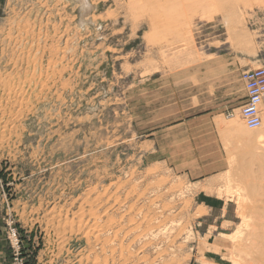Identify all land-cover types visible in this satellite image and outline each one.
<instances>
[{
    "label": "rangeland",
    "instance_id": "rangeland-1",
    "mask_svg": "<svg viewBox=\"0 0 264 264\" xmlns=\"http://www.w3.org/2000/svg\"><path fill=\"white\" fill-rule=\"evenodd\" d=\"M261 67L264 0H6L4 264H264Z\"/></svg>",
    "mask_w": 264,
    "mask_h": 264
},
{
    "label": "built area",
    "instance_id": "built-area-1",
    "mask_svg": "<svg viewBox=\"0 0 264 264\" xmlns=\"http://www.w3.org/2000/svg\"><path fill=\"white\" fill-rule=\"evenodd\" d=\"M242 81L245 86L246 98L245 103L241 106V112L248 127L258 129L262 125L261 104L264 99V67L246 70L242 74Z\"/></svg>",
    "mask_w": 264,
    "mask_h": 264
},
{
    "label": "bare ground",
    "instance_id": "bare-ground-1",
    "mask_svg": "<svg viewBox=\"0 0 264 264\" xmlns=\"http://www.w3.org/2000/svg\"><path fill=\"white\" fill-rule=\"evenodd\" d=\"M225 24H226V26H230V23H229V20H228V18L226 17L225 18ZM241 39L243 40L244 38H243V36L241 37ZM263 101H264V99H263ZM262 101V104L264 103ZM261 104V105H262ZM263 106V105H262ZM261 106V107H262ZM241 115H242V112H241ZM233 116V115H232ZM243 116V115H242ZM242 116H241V118H242ZM261 116H262V125H261V127H259V129H261V131H257V130H259V129H251V128H249L248 127V125L246 124V122H245V124L247 125L246 127H243L241 124H242V122H241V120H240V118L239 119H237V120H235V122L233 123V127H243V133H245V134H243L241 137L242 138H244V135H250L249 136V139L248 140H241V141H244V143H246L247 145V147H246V150L248 149L249 151H250V147H251V144H253L254 142H256V143H258V144H264V110H263V112H262V108H261ZM244 118V117H243ZM244 121H245V119H244ZM252 137H254L255 139L254 140H252ZM254 141V142H253ZM257 145V144H256ZM255 145V146H256ZM257 147H258V145H257ZM256 147V148H257ZM262 147V146H261ZM260 147V145H259V148H261ZM255 147H254V149H256ZM252 149V148H251ZM253 149V150H254ZM247 150V151H248ZM253 150H251V151H253ZM255 151V150H254ZM260 151H261V149H260ZM245 152V151H244ZM255 153V152H254ZM242 154H244L243 152H242ZM253 154V153H252ZM249 155H250V153H249ZM258 155H259V153H258ZM261 155H263V154H261ZM260 155V156H261ZM131 198V197H130ZM157 236V235H156ZM141 247V246H140ZM119 250V249H118ZM137 252H138V250H137ZM144 255V254H143ZM125 261V260H124ZM98 263V262H97ZM120 263H121V261H120Z\"/></svg>",
    "mask_w": 264,
    "mask_h": 264
},
{
    "label": "crops",
    "instance_id": "crops-1",
    "mask_svg": "<svg viewBox=\"0 0 264 264\" xmlns=\"http://www.w3.org/2000/svg\"><path fill=\"white\" fill-rule=\"evenodd\" d=\"M5 2H6V0H0V12L2 11V9L4 8V4H5ZM242 80V79H241ZM245 90V86H244V83H243V81H242V91H244ZM245 91H244V94H243V96H242V102H243V104L245 103ZM210 130L211 129H209V128H206V133H210ZM218 162H219V160H216L215 162H213V163H204L203 161H202V164H201V167H203L204 168V170L206 169V170H213V169H211L212 167H219L220 165L218 164ZM206 174V173H205ZM1 246H2V239H1V235H0V264H4V262H5V259H4V256H5V254H4V252L2 251V249H1Z\"/></svg>",
    "mask_w": 264,
    "mask_h": 264
}]
</instances>
